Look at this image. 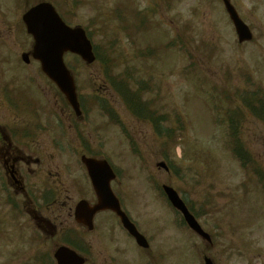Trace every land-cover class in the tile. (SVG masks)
I'll list each match as a JSON object with an SVG mask.
<instances>
[{
	"label": "rangeland",
	"instance_id": "rangeland-1",
	"mask_svg": "<svg viewBox=\"0 0 264 264\" xmlns=\"http://www.w3.org/2000/svg\"><path fill=\"white\" fill-rule=\"evenodd\" d=\"M232 1L252 28L250 43H237L220 0H84L75 11L67 0H58L69 22L88 27L98 54L113 64L107 68L108 77L115 82L128 76L134 82L149 81L150 90L142 94L141 103L145 113L152 112L161 133H155L151 122L131 115L121 99L111 94L105 65L86 66L67 57L87 113V120L78 125L80 137L71 129L64 142L68 144L63 172L72 204L91 193L79 156L86 150L102 154L121 171L116 189L144 233L154 237V243H162L167 236L175 238L177 264H204L203 256L213 264H235L234 246L249 242H239L242 238L264 242V120L245 107L248 104L257 111L264 105V4ZM112 12L124 21L114 19ZM91 21L96 27H91ZM145 48L153 52L152 63ZM128 87L134 89V84ZM255 91L258 96H245ZM99 98L108 102L117 118L99 109ZM232 111L238 113L241 158L232 151L227 133L226 116H233ZM166 130L171 132L168 138ZM160 161L170 166L171 173L156 167ZM47 178L50 184L51 177ZM0 184L11 191L1 171ZM162 185L171 186L187 201L212 236V246L193 245L178 218L176 229L161 227L168 219L163 212L167 205L157 198ZM7 193L6 189L0 194V264H23L32 253L26 243L31 206L41 212L44 207L39 205L40 197H32V205L26 194L10 193L7 201ZM117 237L123 239L119 231ZM162 244L156 248L160 253ZM252 248L263 257L258 248ZM5 253L15 255L8 261Z\"/></svg>",
	"mask_w": 264,
	"mask_h": 264
},
{
	"label": "flooded vegetation",
	"instance_id": "flooded-vegetation-1",
	"mask_svg": "<svg viewBox=\"0 0 264 264\" xmlns=\"http://www.w3.org/2000/svg\"><path fill=\"white\" fill-rule=\"evenodd\" d=\"M17 2L0 0V36L5 34L0 38V171L12 181L15 192L30 197L32 205V197L56 198L54 204L43 206V212L31 206L28 248H32V253L28 255L27 264H56L54 253L60 247L72 251L81 264H177L175 238L167 236L163 237V244L159 240L154 243V237L147 236L138 226L116 190L112 191L121 210L146 238V248L136 244L110 211L96 213L90 228L74 220V205L63 172L65 101L58 93H52L49 85L37 75L34 62L21 66L18 60L21 52L22 55L30 51L31 43L22 29L17 28ZM32 66L34 69H30ZM25 74L26 78L31 76L32 82H23ZM49 149L54 154L50 155ZM53 168L55 175L50 172ZM47 175L51 177L50 184ZM90 201V204L96 202L92 196ZM165 211L168 215L175 214L169 208ZM174 224V220L167 221L162 227L174 230ZM184 229L193 245L206 243L207 248L213 245L190 229ZM117 231L123 239L117 237ZM247 240L248 243L234 246L235 264H264V242L258 244L254 237L242 238L239 242ZM160 244L163 245L161 253L156 249ZM252 247L258 248L263 257L255 254Z\"/></svg>",
	"mask_w": 264,
	"mask_h": 264
},
{
	"label": "water",
	"instance_id": "water-1",
	"mask_svg": "<svg viewBox=\"0 0 264 264\" xmlns=\"http://www.w3.org/2000/svg\"><path fill=\"white\" fill-rule=\"evenodd\" d=\"M41 12L48 13V16L43 18L39 17L37 14ZM28 16L26 19L28 29L37 42L34 57L39 60L43 72L58 86L67 100L77 110L73 80L63 65L62 55L70 51L79 55L86 63H91L94 58L89 42L84 37L82 31L66 29L47 7H41L35 11H31ZM231 17L235 18L233 13H231ZM36 20L49 21V23H47V26L44 23L36 24ZM235 25L238 29L243 30L242 27L238 26L237 22H235ZM52 27L57 28L59 34L51 31L50 29ZM88 167L92 168L93 164H88ZM92 171L97 175V167H93ZM166 191L173 206L184 212L176 195L170 189H166ZM184 216L190 225L195 227L186 212H184ZM127 227L129 228L128 225ZM65 257L66 255L61 254L58 258L60 264L64 263L63 259Z\"/></svg>",
	"mask_w": 264,
	"mask_h": 264
},
{
	"label": "trees",
	"instance_id": "trees-1",
	"mask_svg": "<svg viewBox=\"0 0 264 264\" xmlns=\"http://www.w3.org/2000/svg\"><path fill=\"white\" fill-rule=\"evenodd\" d=\"M124 87H125V86H124ZM125 91H126V90L124 89V92H125ZM122 94H124V93H122ZM129 102H131V100H130ZM129 108L132 109V111H134V108H132V106L129 105Z\"/></svg>",
	"mask_w": 264,
	"mask_h": 264
}]
</instances>
